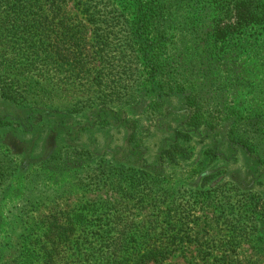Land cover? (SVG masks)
Returning <instances> with one entry per match:
<instances>
[{"label":"trees","instance_id":"obj_1","mask_svg":"<svg viewBox=\"0 0 264 264\" xmlns=\"http://www.w3.org/2000/svg\"><path fill=\"white\" fill-rule=\"evenodd\" d=\"M70 7L78 10L85 24ZM0 50L5 67L0 80L11 81L10 86L0 87V96L14 102L22 97L26 83L21 77L26 75L39 82L63 77L78 87L81 76L99 74L91 90L112 89L113 94L98 95L105 105L95 121L103 125L122 120L129 125L130 141L125 146L140 159L124 163L115 156L104 168L128 173L124 177L128 200L139 199L138 203L159 209L154 204L159 199L165 207L159 211L165 216L164 225L157 216L136 224L120 214L100 216L99 209L88 204L58 209L40 219L25 237L21 264H173L171 259L186 247H195L204 264H248L241 250L253 239L263 238L264 193L259 189L264 187V115L230 114L227 106L248 90L238 59L257 57L264 67V0H0ZM118 50L124 56L132 52L137 66L104 65L115 59ZM106 69L118 70L115 77H122L110 80L111 76H104ZM111 101L136 105L137 110L149 102L147 110L151 103L155 110H183L176 113L175 121L180 118L169 132L171 144L155 163L157 168L141 161L139 121L128 124L125 116L121 119L105 111L114 108L107 106ZM195 143L206 147L200 169L242 162L249 181L241 185L228 179L213 190L215 199L205 203L217 209L218 223L228 228L229 236L221 241L194 236L200 218L192 214L189 219L182 210L177 202L180 190L154 183L161 168H176L191 158ZM64 148L53 156L56 161L45 163L46 171L65 173L70 164L82 169L84 162L93 160L90 150L69 158L66 155L75 154ZM223 149L230 153L225 156ZM104 168L99 167L103 173ZM220 174L203 176L204 199L211 195L207 184Z\"/></svg>","mask_w":264,"mask_h":264},{"label":"rangeland","instance_id":"obj_2","mask_svg":"<svg viewBox=\"0 0 264 264\" xmlns=\"http://www.w3.org/2000/svg\"><path fill=\"white\" fill-rule=\"evenodd\" d=\"M70 11L79 21L86 23L78 10L70 7ZM89 37L91 39V34ZM113 55L115 59L109 64L108 62L103 64L127 67L138 64L132 52L124 56V53L118 50ZM2 57L0 50L1 71L5 69L2 65ZM237 63L248 90L244 89L231 104H228L227 112L234 114L239 111L242 114L251 112L264 115V67L261 60L243 55ZM117 71L106 69L104 76H111L113 79L110 80H117L118 77H122L120 74L115 77ZM49 78L51 79L39 82L34 75L21 77L26 85L21 87L22 97L16 102L0 96V168H5V173L0 171L2 222L0 242L3 245L0 251V264H21L25 237L40 219L62 208H77L81 204H88L97 207L100 216L120 214L124 220L134 221L135 224L154 221L157 216L158 220H161L160 224L164 225L165 216L159 213L165 208L161 200L158 199L154 203L159 209L149 204L138 203L139 199L135 202L128 200L125 197L127 185L124 183V177L128 173L117 167L104 168L109 162L113 163L115 156L122 161L140 162V159L133 156L125 146L126 142L130 141L129 131L126 128L129 125L124 126L122 120L115 124L103 125L95 121L99 109L105 105L98 99V95L104 96L106 93L111 98L112 89L106 92L102 89L100 93L96 89L91 90L90 85L92 81H97L99 74H93L88 79L81 76L77 82L80 84L78 87L72 86L63 77ZM10 84L11 81L6 77L0 80V87ZM89 89L90 93H88ZM92 103L95 106L85 107ZM128 104L121 105L117 101H111L107 106L114 108L105 111L117 114L121 119L125 116L128 124L139 121L143 129L141 161L145 159L150 168H155V163L159 162L158 158L164 155V151L171 144L169 132L175 128V122L180 118L179 116L175 121L176 113L183 110H155L152 108V103L151 109L147 110L150 102L142 103L147 107L137 110L136 105L128 106ZM161 111L163 115L158 114ZM89 121L95 122V125L89 127L87 125ZM61 147H65L64 152L68 150L74 152V156L66 155L69 158H79V154L90 150L93 160L84 162L82 169H79L80 165L74 164L71 167L70 164L69 170L65 173L46 171L48 166L45 163L56 161L57 157L53 156ZM223 150L225 156L230 153L227 149ZM191 151L193 156L181 161L176 168H161L160 178L154 183L158 188L180 190L177 202L182 203V210L190 216L189 219H192V214L200 218L197 222L199 227L193 232L194 236L198 235L203 240L221 241V238L229 236L228 228L223 223H218L217 209L205 203L215 199L216 194L212 195L213 190L228 179L241 185L245 183L247 181L245 169L242 162L230 161L228 164L213 163L203 171L199 168V164L206 158V147L204 144L195 143ZM87 156L84 155L83 158ZM77 162L83 163L80 160ZM114 164L118 165L116 162ZM100 166L104 168V173L99 169ZM218 171L221 174L206 187L211 190V195L204 199L201 180L210 172ZM253 187L259 188L257 185ZM259 190L264 193V187ZM157 197H161V194L159 193ZM208 223L210 227H205ZM262 237V239L260 237L253 239L252 243L245 244V249L241 250L240 254L246 258L248 264H264V228H262ZM171 262L204 264L195 247L180 249Z\"/></svg>","mask_w":264,"mask_h":264}]
</instances>
